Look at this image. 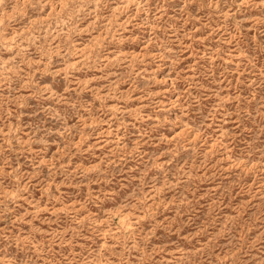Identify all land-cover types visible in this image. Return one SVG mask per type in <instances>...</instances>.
Here are the masks:
<instances>
[{"label":"rangeland","instance_id":"rangeland-1","mask_svg":"<svg viewBox=\"0 0 264 264\" xmlns=\"http://www.w3.org/2000/svg\"><path fill=\"white\" fill-rule=\"evenodd\" d=\"M0 264H264V0H0Z\"/></svg>","mask_w":264,"mask_h":264}]
</instances>
